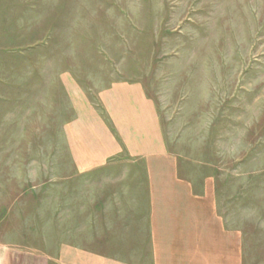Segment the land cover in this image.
Wrapping results in <instances>:
<instances>
[{
    "label": "rangeland",
    "instance_id": "374dc122",
    "mask_svg": "<svg viewBox=\"0 0 264 264\" xmlns=\"http://www.w3.org/2000/svg\"><path fill=\"white\" fill-rule=\"evenodd\" d=\"M123 81L154 106L163 166L223 218L244 264H264V0H0V264L143 248L82 217L86 150L63 130L83 96L99 112Z\"/></svg>",
    "mask_w": 264,
    "mask_h": 264
},
{
    "label": "crops",
    "instance_id": "0c3cea01",
    "mask_svg": "<svg viewBox=\"0 0 264 264\" xmlns=\"http://www.w3.org/2000/svg\"><path fill=\"white\" fill-rule=\"evenodd\" d=\"M64 79L72 84L71 77ZM99 94L103 104L100 113L88 108L82 95L83 106L78 101L74 118L63 123L66 139L70 140L72 133L77 135L86 150L76 158L78 175L88 182L82 193V217L104 218L112 239L142 236L144 245L141 250L120 252L116 244L101 253L80 247L73 253V248L65 246L58 262L87 264L91 253L101 264H244L242 245L223 218H215L213 206L199 196L173 159L170 166H163L168 157L154 106L142 86L115 82ZM72 95H68L71 101ZM100 142L106 143L107 149L98 150ZM120 142L128 153H121ZM151 158L155 160L150 162Z\"/></svg>",
    "mask_w": 264,
    "mask_h": 264
}]
</instances>
